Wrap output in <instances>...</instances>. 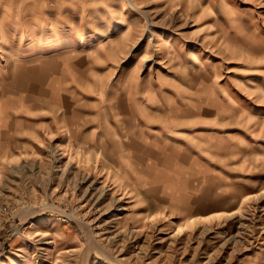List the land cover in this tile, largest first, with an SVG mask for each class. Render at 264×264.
Returning a JSON list of instances; mask_svg holds the SVG:
<instances>
[{
	"label": "rangeland",
	"instance_id": "obj_1",
	"mask_svg": "<svg viewBox=\"0 0 264 264\" xmlns=\"http://www.w3.org/2000/svg\"><path fill=\"white\" fill-rule=\"evenodd\" d=\"M0 264H264V0H0Z\"/></svg>",
	"mask_w": 264,
	"mask_h": 264
},
{
	"label": "bare ground",
	"instance_id": "obj_2",
	"mask_svg": "<svg viewBox=\"0 0 264 264\" xmlns=\"http://www.w3.org/2000/svg\"><path fill=\"white\" fill-rule=\"evenodd\" d=\"M130 4H131V3H129V5H130ZM102 36L104 37L105 35H102ZM103 37H102V38H103ZM178 231H179V229H178Z\"/></svg>",
	"mask_w": 264,
	"mask_h": 264
}]
</instances>
